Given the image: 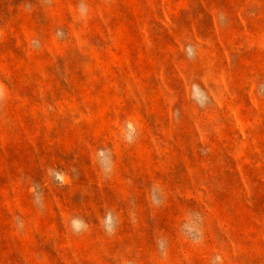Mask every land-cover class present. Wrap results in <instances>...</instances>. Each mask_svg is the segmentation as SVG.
<instances>
[{"label":"rangeland","instance_id":"obj_1","mask_svg":"<svg viewBox=\"0 0 264 264\" xmlns=\"http://www.w3.org/2000/svg\"><path fill=\"white\" fill-rule=\"evenodd\" d=\"M0 264H264V0H0Z\"/></svg>","mask_w":264,"mask_h":264}]
</instances>
